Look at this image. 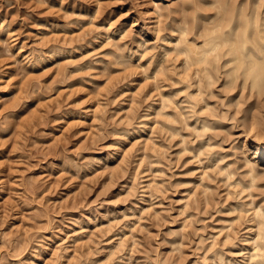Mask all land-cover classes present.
Here are the masks:
<instances>
[{"label": "rangeland", "instance_id": "rangeland-1", "mask_svg": "<svg viewBox=\"0 0 264 264\" xmlns=\"http://www.w3.org/2000/svg\"><path fill=\"white\" fill-rule=\"evenodd\" d=\"M152 1L0 0V264H213L222 250L242 255L240 243L232 250L223 243L220 229L236 215L229 208L237 195L264 205V166L246 192L234 183L250 176L240 146L250 109L264 98L220 78L203 89L211 107L202 99L195 108H206L201 118L220 116L215 128H164L189 103L175 75L187 69L183 55L174 40L163 48L160 34L192 5ZM191 2L211 8L215 0ZM104 17L117 28L112 38L98 23ZM119 45L133 58H117ZM183 81L189 91L198 85ZM203 136L198 156L183 148L187 141L198 148ZM213 150L222 161L208 158ZM251 211L232 222L239 235L250 229Z\"/></svg>", "mask_w": 264, "mask_h": 264}, {"label": "bare ground", "instance_id": "bare-ground-1", "mask_svg": "<svg viewBox=\"0 0 264 264\" xmlns=\"http://www.w3.org/2000/svg\"><path fill=\"white\" fill-rule=\"evenodd\" d=\"M163 1H168V0H163ZM191 1L192 0H184V3H183V4H186L187 6H189L188 8H190V5H192L191 6L192 7L191 8L192 11L189 10L190 13L188 15H186V16L183 15L184 17H182L181 19L176 18V16L173 15L172 16V19H170V20H168L166 22L165 27L162 25L164 27L163 28L164 30L165 29L168 30V32H164V34H162V33L160 34V35H162L164 37V40H165V41H163L164 42L163 43V48L165 47L167 49L168 48V45L170 44L169 42H171L172 40H174L175 41L174 44L179 49V52L178 53H180V54L183 55L182 62H183V65L185 64V66H186L187 69H185V71L183 72V75L182 76H179L177 74H175V75L177 76V81L178 82H181L180 84H182V86L181 87L179 86L178 87L179 89H177V90H179L178 92H180L184 88L187 89L186 90L187 93L185 94V97H186L185 100H186L187 104L189 103L188 106H187L189 108V109H187L188 111L187 110L186 111H179L178 110V113L175 112V114L173 112H171L170 114L173 113L174 115H172V117L170 116L171 118H167L168 117L167 116L166 117L167 119H164L163 126H164V128H166V129H168V130H170V131L173 132L174 130H176L178 128H181V127H184V126H187V127L188 126H191L192 123L195 122V124L193 125V128L197 132L199 131L200 133H202V131L205 130V129H207V128L208 129L215 128L217 126L216 124L221 121V117L218 116V115H216V114L214 115L215 117L214 116H211L212 117L211 119H208V118L206 119L204 117L201 118L199 116L200 113H198V110L201 109L204 105H205V107H209V103L207 102L206 98L203 96V93L206 90L203 92V89L204 88L206 89L208 86H211L214 83L215 80L217 81V79H220L221 78L222 83H223L224 87H226V88L227 87H233L234 85H236L237 82H238L237 85H239L241 83L242 84L241 86L243 87V91L245 90L244 88H246V86H247V89H250L251 95L256 96V97H259V99L261 97L264 98V0H215L216 3L215 2H212L210 4V5H212L211 8L201 7L200 6V3L198 5V4L194 3L196 1H194V2H191ZM204 1L207 3L208 0H204ZM158 5L156 7H154L153 13H156L157 14V12H159L160 8L158 7ZM170 9L171 8H169L167 10L168 15H170V13H171L170 12L171 11ZM210 9H214V11L213 12H207ZM97 10H99V7L97 8ZM97 10H95V12L93 11L94 12L93 14H95L97 12ZM184 11H185V9H184ZM160 13H161L162 16L164 15L161 11H160ZM181 13H182V11H181ZM159 14H158V16H159L158 19L159 18L161 19V16ZM168 15H166V16H168ZM148 18H149V16H148ZM158 19H157V21H158ZM165 19H167V18H165ZM98 23L99 24L101 23L102 24L101 26L104 27V29H105L104 34L108 36V37L105 36L106 38H110L111 36H113L114 34H116L117 28H111L110 26H112L113 24L111 25L110 21L109 20H106L105 17L103 19H100L98 21ZM148 23L149 22H147V24ZM154 23H156V22H154ZM98 27H99V31H100L101 30L100 29V25H98ZM154 27H155V25H154ZM1 28H2V26H1ZM144 28H146V25H145ZM151 30L153 31V29H151ZM118 31H119V29H118ZM157 31H158V29H157ZM160 32H161V28H160ZM121 34H122V32H121ZM121 34L119 33L120 37H122ZM123 35H125V34H123ZM156 35H157V33H156ZM126 36H127V33H126ZM140 37H142V36H140ZM123 39H125V38H123ZM159 39H161V38H159ZM159 39H157V40L159 41ZM107 40H109V39H107ZM166 40H167L168 43H166ZM118 41L120 42V40H118ZM154 43H156V42H154ZM124 45H126V44H124ZM143 45H144V43H143ZM218 45H223V47H217ZM137 46H138V44H137ZM148 46H149V44H148ZM174 46H173V48H174ZM119 47L122 48V46H120V45H119ZM154 47H156V46H154ZM176 47H175V49H176ZM112 48H114V47H112ZM117 48H115L114 50L112 49L114 52H117V54H116L117 55V58H125L124 57L125 55L128 56V57H130V58L132 57L133 52L130 51L128 53L127 50L124 51L125 48L124 49L122 48L123 50L120 49V48L119 49H117ZM147 48L148 47H146V45H145V49H147ZM116 49H117V51H116ZM213 49H215V52H213ZM225 49H227V51H225ZM128 50H130V49L128 48ZM149 50H150V48H149ZM171 50H173V49H171ZM132 51H134V50H132ZM124 52H125V55H124ZM137 52H138V50H137ZM174 53H176V52L173 51V54ZM178 53L176 54L177 56H179ZM208 53H212V54L209 55ZM136 56H137V54H136ZM168 56H169V54H168ZM126 59H127V57H126ZM176 59L179 60V57H177ZM129 60H131V59H129ZM161 61H162L161 59L158 60L159 63ZM180 62H181V60H180ZM183 69H184V67H183ZM191 70H192V72H191ZM171 73H172V71H171ZM154 74H156V73H154ZM159 74H160V72H159ZM172 74H174V73H172ZM156 76H158V74H156ZM169 77H172V76L170 75ZM187 77H188L189 80L190 79H192V81L195 80L194 82H196V85L198 84L195 88L191 89L190 91H189V89H190V87L192 85L191 82L190 83H185L183 81V80L187 79ZM177 86H178V83H177ZM234 91H236V89ZM232 92L233 91H232V88H231V92L228 91V94L229 93H232ZM248 92H249V90H248ZM240 94L241 93L239 92V95ZM174 95L176 96V94H174ZM163 96L164 95L162 94V97ZM230 96L232 97V95H230ZM248 96H250V95H248ZM166 97L163 98L164 99V103L163 104H167V102L165 103V99H168L170 96L168 98H166ZM183 99H184V97H183ZM202 99L205 100L204 101L205 103L203 104V106L200 105L198 109H195L196 106L198 104H200V102H201ZM237 99H238V97H237ZM243 99L241 98V100H243ZM173 100H175V99H173ZM237 101L240 102V100H237ZM243 101H245V100H243ZM248 101L249 100H246V102H248ZM250 101H251V99H250ZM256 101H258V100H256ZM183 103H185V102H183ZM230 103H231V101H230ZM235 103H236V100H235ZM253 103H254V101H253ZM185 106H186V104H185ZM245 107H247V106H245ZM245 107H244V110H246ZM251 107H252V103H251L250 107H248V109L251 108ZM263 107H264V103L263 102H259L258 105L253 106L250 109L251 112H250L249 117H248V120H247L248 121V127L249 128L247 127L248 130H246V132L244 131L245 132V138H244V140H243V142H242V144L240 146V148L242 149V152L246 156L245 158H247L246 161L248 162V167L246 165V167H247L246 168V172L250 176L248 177L247 180H245V179L244 180H238V179L235 180V182H234V183H236L235 185L238 184V185L241 186V187H239L240 188L239 191H238L239 194L242 193L243 191H245L246 189L252 188L251 186H253L254 180L255 179L257 180V178H256L257 177V174H260L259 171H257V168L256 167H258V166H264V152H261V150H260V145L263 144L262 141H261V139L262 138L264 139V119H263L264 118V115L262 114V108ZM204 109L205 110H203V109H201V110L205 111V113H206V108H204ZM174 111H176V110H174ZM208 111H209V109H208ZM214 112L215 111H211V113H214ZM246 112H247V110H246ZM242 113H244V112H242ZM162 115H165V113L162 114ZM207 115L210 116L208 113L205 116H207ZM246 115L244 116L245 118L243 117L245 120H246ZM197 120H199V122L196 124V121ZM178 123L180 125H178ZM221 124L223 125V123H221ZM223 126H225V125H223ZM257 130H258V132H257ZM255 133L257 135H255ZM168 134L169 133H167V135ZM189 134L191 136V133H189ZM204 135H205V133H204ZM258 135H260V136H258ZM210 139H211V137H210ZM170 140H172V139H170ZM199 140H200V143H199L198 148L196 146H192V144L191 145H188L187 144L188 141L186 142V145L183 148L184 149H187L189 151L194 152V155H197L198 156L200 154V151L203 149V146L205 145L204 136H203V138L201 137ZM213 140H214V138H213ZM208 142H209V140H208ZM208 142H207V144H208ZM212 143L213 142H211V144ZM208 145L210 146V143ZM253 145L255 146V151L253 150V147H252ZM214 146H215V144H214ZM237 150L239 151V149H237ZM208 151H209V149H208ZM198 152H199V154H198ZM205 154H206V152H205ZM207 154H208V158L209 159L215 160V161H218L223 156V155L220 156L219 155V152L215 153L214 150L213 151H210ZM247 162H246V164H247ZM206 165L208 167V164H206ZM206 165H203L204 166V169L206 168L205 167ZM230 167H231V165H230ZM223 168L224 167L220 166V169L221 170ZM207 171H209V170H207ZM225 171L224 172H221V173H224L222 175L224 176L225 180L228 181L227 183L230 184L229 183V176H231L230 175L231 174V171H228V172H225ZM263 173H264V171H263ZM262 175H264V174H262ZM205 178H206V176H205ZM226 181H225V183H226ZM230 181H232V180H230ZM203 182H205V181H203ZM155 186H156V184H155ZM206 186H207V184H206ZM156 189H157V187L155 188V190ZM186 198L188 199V197H186ZM206 200H208V199H206ZM246 200H247V198H246ZM208 201H210V200H208ZM196 202H198V200H196ZM196 202H194V203H196ZM252 202L249 201V199L247 200V202L246 201L244 202V200L240 199L238 197V195H237V197L234 198V201L232 203V206L229 208V211H235L236 210L237 213L233 217L231 215H229V216H231L230 222L229 221L227 223H225L226 221H224V223L222 222L223 224H222V227L220 229L221 232H223V229L225 230L223 232V243L225 245H227L228 248H230L231 250L233 249V246L234 245H236L237 243L238 244L240 243L239 248H235V249H238L237 252H240V253L242 252V255L240 256V258L232 259V257L230 256V254L227 253V251H224V250H222L221 252L216 251V252H219V254L217 255L219 257L218 258L219 260L218 261L215 260L213 264H264V205L262 203H260L259 205L258 204H253ZM251 203L253 205H251ZM250 210H252L251 211L252 216L249 215L250 217H248L247 219H245V221H248L249 224L248 223H246V224H247V226H250V229L245 226V228H248V229L246 230V234L245 235H242L241 234L242 235L241 236V235H239L240 233L238 234V231H236V229H238V228L235 227V223L237 224L238 223L237 222L238 219H240V218H242L244 216L243 213L247 214L246 212L247 211L250 212ZM234 221H236V222L232 224V222H234ZM229 225H231V227H229ZM245 228H243V230H245ZM120 243H121V241H120ZM227 246H225V247H227ZM214 248H216V247H214ZM218 248L219 247H217V249ZM221 249H223V248H221ZM209 251L210 250H208V252ZM211 251H212V248H211ZM213 252H214V250H213ZM113 253H116V252L113 251Z\"/></svg>", "mask_w": 264, "mask_h": 264}, {"label": "snow or ice", "instance_id": "snow-or-ice-1", "mask_svg": "<svg viewBox=\"0 0 264 264\" xmlns=\"http://www.w3.org/2000/svg\"><path fill=\"white\" fill-rule=\"evenodd\" d=\"M253 150L255 151V146L253 145ZM260 150L261 152H264V144L260 145Z\"/></svg>", "mask_w": 264, "mask_h": 264}, {"label": "clouds", "instance_id": "clouds-1", "mask_svg": "<svg viewBox=\"0 0 264 264\" xmlns=\"http://www.w3.org/2000/svg\"><path fill=\"white\" fill-rule=\"evenodd\" d=\"M217 47H223V45H218ZM225 51H227V49H225ZM213 52H215V49H213ZM209 55H211L212 53H208Z\"/></svg>", "mask_w": 264, "mask_h": 264}]
</instances>
